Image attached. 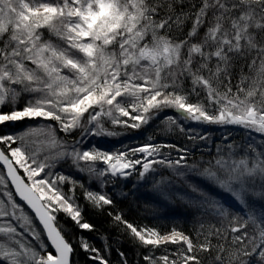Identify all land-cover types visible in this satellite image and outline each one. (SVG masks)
Here are the masks:
<instances>
[{
  "label": "snow or ice",
  "instance_id": "obj_1",
  "mask_svg": "<svg viewBox=\"0 0 264 264\" xmlns=\"http://www.w3.org/2000/svg\"><path fill=\"white\" fill-rule=\"evenodd\" d=\"M161 116L194 142L223 130L221 144L195 159L154 136L119 139ZM0 128H12L0 134V264H78L77 247L110 264V245L70 238L58 215L95 231L85 205L114 209L133 176L200 215L193 236L109 211L144 264H264V0H0ZM69 161L96 189L57 171Z\"/></svg>",
  "mask_w": 264,
  "mask_h": 264
},
{
  "label": "trees",
  "instance_id": "obj_2",
  "mask_svg": "<svg viewBox=\"0 0 264 264\" xmlns=\"http://www.w3.org/2000/svg\"><path fill=\"white\" fill-rule=\"evenodd\" d=\"M190 26V25H189ZM187 31V29H185ZM243 62L237 63L233 69L234 73L238 77ZM244 73H248V68L244 67ZM7 110V109H5ZM164 117L153 120L150 125L145 126L140 130H132L130 135H127L124 142H132L134 145L147 142V138L154 136L157 142L174 143L180 146L194 149L192 156L195 159H208V153H215L216 146L221 144L219 137L223 130L209 129L211 131L212 141H190L178 129L173 128L171 132L166 130L165 125L162 124ZM193 127H196L193 125ZM11 128H0V134L8 133ZM232 138L240 140L243 137V132L240 129H232ZM104 148V145H102ZM173 157L177 156L176 152L172 153ZM191 162V161H190ZM71 173V172H70ZM74 177L77 180L84 182L85 187H91L96 189L95 182L89 181L86 174L83 176L75 174ZM163 175H170L169 172H163ZM134 177V176H133ZM133 177L128 181H119V187L115 189L113 196L115 200V208H105L103 211L96 210L90 206L85 205L84 219L89 223L95 225V231H81L76 225L68 219L63 213L58 215V221L60 225L65 228L66 234L70 238L78 236L86 237L88 242L96 246L97 248H107L109 245L112 248L110 253L106 255L110 259V264H120V257L117 255V249L123 251L127 257V264H144V261L140 257L146 253V250L139 247L128 232L124 229L123 225L114 226L112 217L108 215L109 211L115 213L116 211L122 212L124 219L132 222L139 227H152L158 229L161 233L169 232L172 228L184 231L190 235H195V228L197 227L200 219L199 213L194 208H190L184 201L174 199L172 202L160 201L156 197L152 190L151 184H141L135 182ZM127 184V187L124 184ZM179 183V182H178ZM108 191L112 194L113 190L109 187ZM126 194V195H125ZM76 196L79 197L77 201L80 204H84L83 192L81 189H76ZM159 201V202H158ZM119 241V242H118ZM170 249H174L175 246L169 245ZM77 251L78 264H91L89 260V253L84 252L79 247ZM162 249L157 251V255L162 254ZM202 258H205L207 254L200 253ZM207 264V260H205Z\"/></svg>",
  "mask_w": 264,
  "mask_h": 264
},
{
  "label": "rangeland",
  "instance_id": "obj_3",
  "mask_svg": "<svg viewBox=\"0 0 264 264\" xmlns=\"http://www.w3.org/2000/svg\"><path fill=\"white\" fill-rule=\"evenodd\" d=\"M28 123H30L29 121H25V122H23V124H16V125H14L13 126V128H15L16 130H19L20 128H22V127H24L25 125H27ZM10 130H12V128L10 129ZM116 130H118V131H120L121 129H116ZM132 132V131H131ZM6 134V133H5ZM61 135H63V134H61ZM125 138H126V136H122V137H120L119 139L122 141V142H124V140H125ZM68 139H71V137H69ZM95 142V141H94ZM99 143L101 144V146L102 145H104V148L105 149H111V148H113L114 147V145L115 146H119L118 144H116V142H115V140H112V139H104V140H100L99 141ZM124 144H127V145H130V146H135L134 145V143H132V142H126V143H124ZM31 147L33 148V149H35V150H38V151H43L44 150V148H45V145L42 143V142H40L39 140H37L35 143H33L32 145H31ZM70 164H71V162L69 161L68 163H65L63 166H62V168H58L57 169V171H63L64 172V174H66V175H71V176H73V177H77V176H75L74 175V173L77 175L78 173L70 166ZM98 166H102V165H99L98 164ZM71 172V173H70ZM80 175H84V174H80ZM133 179H134V181L136 182L137 180H136V177L134 176L133 177ZM137 183L139 184V183H141V184H146V183H144V182H138L137 181ZM65 191H67V186H65ZM37 228H39L40 227V225L37 223Z\"/></svg>",
  "mask_w": 264,
  "mask_h": 264
}]
</instances>
